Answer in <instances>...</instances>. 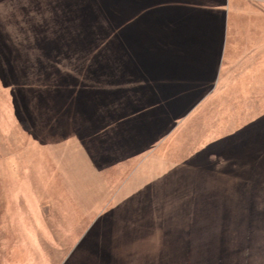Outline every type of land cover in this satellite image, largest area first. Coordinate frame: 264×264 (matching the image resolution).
Segmentation results:
<instances>
[{"label":"rangeland","instance_id":"rangeland-1","mask_svg":"<svg viewBox=\"0 0 264 264\" xmlns=\"http://www.w3.org/2000/svg\"><path fill=\"white\" fill-rule=\"evenodd\" d=\"M155 8L0 0V264H264V95L155 78Z\"/></svg>","mask_w":264,"mask_h":264},{"label":"crops","instance_id":"crops-1","mask_svg":"<svg viewBox=\"0 0 264 264\" xmlns=\"http://www.w3.org/2000/svg\"><path fill=\"white\" fill-rule=\"evenodd\" d=\"M148 12L135 41L159 63L155 78L166 73L178 88L177 76L186 77L193 91L264 95V0H156Z\"/></svg>","mask_w":264,"mask_h":264}]
</instances>
